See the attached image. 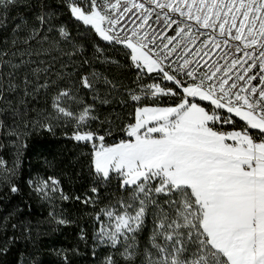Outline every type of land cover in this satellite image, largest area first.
I'll use <instances>...</instances> for the list:
<instances>
[{
  "label": "snow or ice",
  "instance_id": "1",
  "mask_svg": "<svg viewBox=\"0 0 264 264\" xmlns=\"http://www.w3.org/2000/svg\"><path fill=\"white\" fill-rule=\"evenodd\" d=\"M0 37V264L73 225L58 264H264V0H0Z\"/></svg>",
  "mask_w": 264,
  "mask_h": 264
},
{
  "label": "trees",
  "instance_id": "2",
  "mask_svg": "<svg viewBox=\"0 0 264 264\" xmlns=\"http://www.w3.org/2000/svg\"><path fill=\"white\" fill-rule=\"evenodd\" d=\"M2 38V37H0ZM35 139V138H34ZM51 139V138H48ZM31 143V141H30ZM59 150H63L64 156L68 157L70 159V154L72 151V145L64 143H61L59 145ZM29 160L28 158H25L24 161V167L25 171H28ZM31 165L33 169H39L42 166V162L38 160L35 156L31 158ZM59 171V170H57ZM75 171H79V168L75 169ZM65 184L64 187L68 189L69 187H72L74 189H80L81 188V181L79 178L74 177L72 184L70 185L67 178L65 177ZM33 207H34V217L35 219H46L47 217V206L44 208H41V206L33 201ZM73 215V218L80 216L81 219L79 220V224L85 225L88 224V218L87 216H84L82 212H78L75 207L72 205L67 206ZM79 231L78 227L76 225L71 226L67 229H61L58 232L52 233V232H41L39 237L36 240L35 246L33 244H28L27 248H25V243L21 241L17 245V249H14L13 252L9 255L8 259L9 261L17 260L19 259V252H25L27 255L28 253H31L32 255H36V250L39 249V255L42 258L44 264H58L59 258L57 257L54 249H60L62 247L67 248L70 246H75L77 243V236L74 235V233H77ZM34 237L36 236L35 233H33ZM79 250L80 255L73 257L74 264H91V243L86 246L83 242L79 243ZM101 258L105 253H102L97 250Z\"/></svg>",
  "mask_w": 264,
  "mask_h": 264
}]
</instances>
